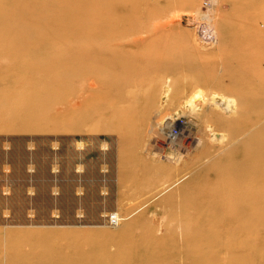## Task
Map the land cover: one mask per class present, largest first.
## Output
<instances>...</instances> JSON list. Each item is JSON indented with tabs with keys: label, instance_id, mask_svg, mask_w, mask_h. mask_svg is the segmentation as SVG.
Instances as JSON below:
<instances>
[{
	"label": "rangeland",
	"instance_id": "374dc122",
	"mask_svg": "<svg viewBox=\"0 0 264 264\" xmlns=\"http://www.w3.org/2000/svg\"><path fill=\"white\" fill-rule=\"evenodd\" d=\"M118 1L113 11L138 27L115 39L129 56L109 68L129 78L112 83L109 69L84 62L81 104L71 109L63 74L66 51L77 46L63 45L57 30L41 38L29 30L22 36L36 41L15 44L14 0H0L8 10L6 19L0 9V264H131V231L146 225L144 215L160 237L175 229L180 238L177 228L193 221L185 204L222 192L225 160L264 135V0ZM61 2L21 7L47 16ZM202 22L214 41L198 36ZM218 97L224 108L213 103ZM74 123L83 130H66ZM257 230L264 241V224ZM263 261L259 253L240 264Z\"/></svg>",
	"mask_w": 264,
	"mask_h": 264
},
{
	"label": "bare ground",
	"instance_id": "6f19581e",
	"mask_svg": "<svg viewBox=\"0 0 264 264\" xmlns=\"http://www.w3.org/2000/svg\"><path fill=\"white\" fill-rule=\"evenodd\" d=\"M29 1L14 0L11 2L12 19L14 21L16 19V28L20 35L19 37L14 35V42L15 44L33 43L35 37L41 38L39 36L42 33L49 34L50 30H57L64 34L63 45L77 46L78 52L66 51L63 74L65 92L71 95L67 102L71 109L78 108L81 104L77 82L84 78L81 71L84 62L91 60L95 72L98 66H102L105 71L109 69L108 77L112 83L117 82L118 79L127 80L129 78V74L124 69L112 72L109 68L115 65V62L120 65L125 64L129 56L125 43L115 39L126 36L132 31L135 32L138 27L134 23L128 25L125 22L126 17L113 11L115 7L120 6L118 0H75L68 9H65L63 4L71 0H62L60 5H53L54 7L47 16L21 7ZM187 1L192 5L197 2V0ZM0 9L4 16L8 13L6 7ZM72 10H77V15L67 13ZM35 17L37 21L32 23L21 21ZM39 18L42 20H38ZM19 25H24L25 29L19 28V32ZM29 30L38 35L35 37L22 36ZM104 79L102 76L98 80L104 81ZM73 89L76 90L74 93ZM113 90L117 93L118 89ZM261 97L262 95L260 99L264 103ZM221 101L222 98L218 97L213 103L224 108L225 104ZM195 110L194 107L193 112ZM258 115L264 119V111H259ZM65 128L73 131L83 130L78 123ZM18 129L24 130L21 127ZM248 140L237 151L235 160L233 156L225 160L230 164V171L225 178L224 185L220 184L221 178H218V184L223 187L222 192L212 188L206 198L188 201L182 208L184 212L193 213V221L190 224L192 227L177 228L181 235L180 238L175 234V229L172 231L167 229L166 234L160 237L155 224H151L145 215L141 218L146 225L138 231L133 227L131 235L136 232L133 238L137 242L130 243V248L127 249V253L130 251V256H133L131 259L128 258L132 261L131 264H149L148 262L152 260L154 264H159L165 261L167 256L171 257V264H240L243 259L250 260L259 253H264V241L258 239L257 230L260 225L264 224V216L258 215L259 210H264V135L253 134ZM221 161L224 163V160ZM194 181L195 179L190 183ZM179 182L180 180L177 179L169 185L164 183L161 191L165 192ZM182 188L185 189V187ZM113 214L116 221L121 220L119 213ZM130 223L133 226L135 222ZM175 239L177 242L169 246L171 240Z\"/></svg>",
	"mask_w": 264,
	"mask_h": 264
},
{
	"label": "built area",
	"instance_id": "2783aa9c",
	"mask_svg": "<svg viewBox=\"0 0 264 264\" xmlns=\"http://www.w3.org/2000/svg\"><path fill=\"white\" fill-rule=\"evenodd\" d=\"M197 34L204 42H212L217 38L212 26L206 22H202L198 25ZM166 134L169 139H176L179 135V129L175 126H172L168 129Z\"/></svg>",
	"mask_w": 264,
	"mask_h": 264
}]
</instances>
